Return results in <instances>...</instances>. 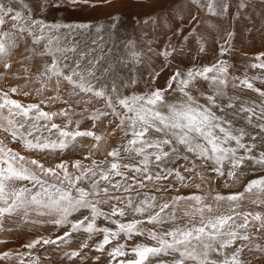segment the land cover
<instances>
[{
  "label": "snow or ice",
  "instance_id": "obj_1",
  "mask_svg": "<svg viewBox=\"0 0 264 264\" xmlns=\"http://www.w3.org/2000/svg\"><path fill=\"white\" fill-rule=\"evenodd\" d=\"M191 2L204 7L200 0ZM68 3L89 4V0ZM48 7H60L59 0H40L35 5L38 11ZM206 8L218 16L227 13L229 4L226 0H206ZM9 25L12 31L7 30ZM91 27L49 24L36 18L29 0H0V56L18 47L16 33L31 38L41 47L40 55L48 58L37 76L42 87L54 83L58 92L65 82L71 88L70 95L91 94L103 100L108 111L97 109L88 117L92 128L97 127V121L112 116L125 138L107 153L111 161L91 159L87 165L79 159L71 165L65 160L46 165L26 158L0 140V232H11L10 222L17 227L49 224L61 230L55 238L41 236L23 245L29 250L37 245H70L82 235L78 247L64 253L72 264L77 258L87 259L81 256L85 248L99 253L94 257L97 262L106 256L107 264H251L246 252L260 253L264 258V245L258 242L264 239V90L254 84L256 80L264 84V74L236 76L229 72L227 61L217 60L186 72L173 71L163 88L149 86L143 93L126 95L121 89L139 82L136 66L144 62L145 53L127 41L122 53L113 56L108 48L96 54L97 40L85 38ZM194 34L195 29L190 35ZM198 43V51L204 52L203 43ZM174 51L160 53L165 66ZM226 51L222 47L221 55ZM256 60L258 63L250 67L264 70V59L257 56ZM9 67L5 64L6 69ZM161 71L163 68L153 71L147 84L151 85ZM105 78L108 82L100 83ZM239 89L257 93L258 100L242 98L236 94ZM10 91L16 93L17 89ZM69 109L49 113L39 104L24 106L3 92L0 131L23 150L41 154L75 150L78 138L88 137L96 142L84 157L90 159L99 150L103 136L81 130V121H73ZM57 116L66 120L63 126L54 122ZM125 156L138 159L122 163ZM205 170L227 177L225 187L228 180L239 181L248 171L261 175L248 181L243 192L228 195H212L211 189L207 195L158 198L154 194L177 190V184L191 187L197 176L207 183L212 177H207ZM145 189L149 191H142ZM209 195L217 207L226 204V211L217 214L213 205L206 203ZM252 196L254 209L240 211L245 199ZM146 224L154 227L147 228ZM140 236L152 243H136L129 249L127 241ZM17 254L19 264H25V254ZM12 255L0 253V259ZM30 264H40L39 257Z\"/></svg>",
  "mask_w": 264,
  "mask_h": 264
},
{
  "label": "rangeland",
  "instance_id": "obj_2",
  "mask_svg": "<svg viewBox=\"0 0 264 264\" xmlns=\"http://www.w3.org/2000/svg\"><path fill=\"white\" fill-rule=\"evenodd\" d=\"M29 2L33 5L36 18L44 19L49 24L62 22L91 25V30L85 38L89 42L91 39L97 40L96 54L101 51L107 52V49L111 48L114 56L123 52L124 42L133 41L137 50L145 53V57L144 62L136 66L135 75L139 82L121 89L126 95L133 92L143 93L149 86L163 88L173 71L179 69L186 72L193 67L212 65L217 60L227 61L230 65L229 72L236 76L243 77L247 74L251 78L264 74V70L250 67L251 64L258 63L257 56L264 59V55H261L264 54V0H226L229 9L227 13L218 16L207 12L206 0H200L204 7L193 4L191 0H89V4L78 5H72L68 3V0H59L60 7H48L39 11L36 10L35 5L40 0H29ZM217 2L219 3L220 0ZM241 3L246 6L241 8ZM193 16L196 18L195 20H192ZM181 17H183L182 21ZM181 27L183 31H180ZM97 29L100 31L97 32ZM193 29H195V34L190 35ZM7 30L12 31L10 25L7 26ZM185 37L188 39L186 40ZM15 38L18 47L10 48L8 55L0 56V93H9L12 99L19 101L24 106L39 104L44 111L49 113L69 109V105H71L69 114L73 121H81V130H93L98 135H102L103 140L96 155L87 160L84 157L96 143L88 137L78 138L79 144L76 149L68 150L62 154L25 151L19 143L12 142L10 137L6 138L3 131H0V140L26 158L37 159L46 165H54L61 160L68 161L69 165L78 159L86 165L91 162V159H96L98 163L105 158L111 161L113 158L107 156V153L125 142L123 133L116 127L118 121L112 116H107L101 121H97V127L93 129V121L88 119L97 109L108 111L104 101L97 100L91 94L70 95L71 88L65 82H61L58 92L54 83L43 88L37 76L44 61L48 58L40 55L41 47L34 45L31 38H21L19 33H16ZM198 41L203 43L204 52L198 51L200 47ZM222 47L227 49L223 55H221ZM173 48L175 51L167 58V66H165V57L160 53L166 49L172 51ZM5 64H10L11 67L6 69ZM161 68L163 71L160 72L159 77L153 80L151 85H148L151 73L160 71ZM99 74L98 72L97 75ZM124 75L125 77L128 75L126 71ZM229 79L231 80V77ZM106 82H108L107 78L100 81V83ZM254 84L255 87L264 90V84L259 80L254 81ZM204 86L206 87V85ZM12 88L17 89L16 93L10 91ZM232 91L229 88V92ZM236 94L244 99L258 100V94L251 90L239 89L236 90ZM64 101H68V103H64ZM54 122L63 126L66 120L57 116L54 118ZM136 159L138 158L125 156L122 163H135ZM205 175L212 177L207 183L201 181L197 176L194 177L191 187H182L177 184V190L169 189L167 192L154 194L158 198L175 195L187 196L192 193L207 195L211 189L212 195L217 192L228 195L243 192L248 181L257 178L261 173L248 171V174L239 181L228 180V187L224 186L227 177H217L210 170H205ZM195 184H200L201 187L197 189ZM142 191H149V189ZM254 198L252 196L245 199L244 207L239 210L254 209L255 206L250 203V200ZM206 203L212 204L217 214L223 213L227 209V205L224 203L217 207L211 195L208 196ZM101 223L107 224L103 221ZM8 226L13 229L11 232H0V240L6 241L0 243V253L11 252L13 255L11 258L0 259V264H19L20 256L17 253L25 254L23 257L25 264H30L36 257H39L40 264H72V261H69L64 253L76 249L80 241L84 239L82 235H77L70 245L61 247L37 245L36 248L29 250L23 245L41 236L55 238L62 234L61 230L53 228L49 224H21L17 227L14 222H10ZM145 226L147 228L154 227L151 224ZM100 238L102 237L97 239ZM258 242L264 245V239ZM136 243L152 242L144 236L127 241L129 249ZM29 252L30 255H28ZM96 255L99 253L94 249L85 248L82 250L81 256H86L87 259L77 258L75 264H101V262L107 264L106 256H102L101 262H97L94 260ZM245 255L251 264H264V258L260 253L246 252Z\"/></svg>",
  "mask_w": 264,
  "mask_h": 264
}]
</instances>
